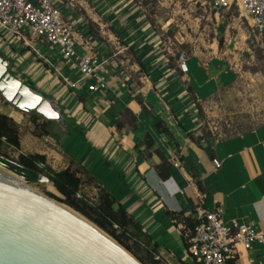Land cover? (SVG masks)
<instances>
[{
	"label": "crops",
	"instance_id": "0c3cea01",
	"mask_svg": "<svg viewBox=\"0 0 264 264\" xmlns=\"http://www.w3.org/2000/svg\"><path fill=\"white\" fill-rule=\"evenodd\" d=\"M54 2L74 26L79 53L97 56L100 64L108 59L97 70L106 84L92 91L57 48L44 40L31 41L32 48L0 31V53L13 74L63 114L57 122L65 132L43 135L46 144L36 153L54 170L82 166L174 264H196L187 255L182 219L198 220L199 207H221L225 222L264 233V124L224 139L204 129V103L234 74L213 61L203 64L194 53L186 54L188 72L180 71L183 52L171 51L132 0ZM0 111L13 118L5 106ZM239 252L232 264H264V241Z\"/></svg>",
	"mask_w": 264,
	"mask_h": 264
},
{
	"label": "rangeland",
	"instance_id": "374dc122",
	"mask_svg": "<svg viewBox=\"0 0 264 264\" xmlns=\"http://www.w3.org/2000/svg\"><path fill=\"white\" fill-rule=\"evenodd\" d=\"M132 1L139 5L161 37L167 40L172 52L194 53L203 64L213 61L221 69L234 74L233 82L203 105L207 133L224 139L264 124V35L254 31L252 20L244 11L233 4L217 15L213 0ZM76 9L80 12V4ZM92 29L97 33L94 26ZM14 68L9 63L12 73ZM1 105L16 115L12 119L21 136L20 150L3 145V153L10 159L16 160L21 153L42 151L46 144L42 137L44 129L53 136L56 132L58 136L65 132L57 121L49 122L36 112H22L0 94ZM34 119L37 121L34 122ZM54 144L61 147L56 142ZM52 148L56 150V146ZM34 185L45 193L49 191L46 183L37 182ZM84 192L90 198L97 193L90 187ZM166 259L174 264L171 258Z\"/></svg>",
	"mask_w": 264,
	"mask_h": 264
},
{
	"label": "water",
	"instance_id": "95a60500",
	"mask_svg": "<svg viewBox=\"0 0 264 264\" xmlns=\"http://www.w3.org/2000/svg\"><path fill=\"white\" fill-rule=\"evenodd\" d=\"M0 94L22 112L63 120L59 105L14 75L1 54ZM38 182L51 183L45 175ZM58 198L0 163V264H144Z\"/></svg>",
	"mask_w": 264,
	"mask_h": 264
},
{
	"label": "built area",
	"instance_id": "2783aa9c",
	"mask_svg": "<svg viewBox=\"0 0 264 264\" xmlns=\"http://www.w3.org/2000/svg\"><path fill=\"white\" fill-rule=\"evenodd\" d=\"M217 11L230 8L233 4L252 20L257 34L264 35V0H213ZM0 31L12 34L27 46L33 40H44L50 47L57 48L61 59L80 73L88 88L98 91L105 87L104 77L97 74L102 63L97 56L80 54L73 24L63 15L54 0H0ZM179 69L188 72L187 57L180 53ZM92 80V82H89ZM215 167L221 160L213 159ZM199 218L194 229L183 226L187 242V255L196 264H227L237 259L239 246L249 250L256 242L264 241V233L255 231L252 225L230 223L222 219V208L206 212L199 207Z\"/></svg>",
	"mask_w": 264,
	"mask_h": 264
},
{
	"label": "trees",
	"instance_id": "16d2710c",
	"mask_svg": "<svg viewBox=\"0 0 264 264\" xmlns=\"http://www.w3.org/2000/svg\"><path fill=\"white\" fill-rule=\"evenodd\" d=\"M33 121L36 122L37 119ZM43 134L48 135L50 132L44 129ZM3 145L20 150L21 136L13 119L0 111V163L32 183H37L40 175L47 176L60 192L62 196L58 198L60 201L71 206L109 233L144 264H167L160 256L157 244L152 241L151 237L142 230L125 208L117 203L111 193L98 184L82 166L70 165L62 170H54L47 163L46 156L40 153H21L16 160L10 159L3 153ZM164 167L161 165L158 170L163 178H167L169 173ZM91 186L97 189L93 198L84 192L85 187ZM178 219L177 216V222ZM182 220L185 227L191 230L198 223V220L190 217ZM227 264H232V261Z\"/></svg>",
	"mask_w": 264,
	"mask_h": 264
},
{
	"label": "bare ground",
	"instance_id": "6f19581e",
	"mask_svg": "<svg viewBox=\"0 0 264 264\" xmlns=\"http://www.w3.org/2000/svg\"><path fill=\"white\" fill-rule=\"evenodd\" d=\"M11 116H12L13 118H15L16 115L13 114V115H11ZM47 187H48V190H49V191L58 194V193H57L58 190L55 189V187L53 186L52 183L48 184Z\"/></svg>",
	"mask_w": 264,
	"mask_h": 264
}]
</instances>
